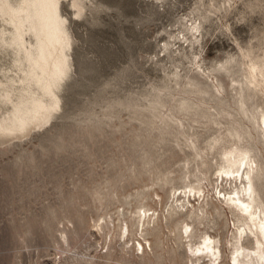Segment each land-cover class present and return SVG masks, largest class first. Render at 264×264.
<instances>
[{"label": "rangeland", "instance_id": "374dc122", "mask_svg": "<svg viewBox=\"0 0 264 264\" xmlns=\"http://www.w3.org/2000/svg\"><path fill=\"white\" fill-rule=\"evenodd\" d=\"M73 2L61 108L0 140V264H213L205 235L234 264V198L264 216V0Z\"/></svg>", "mask_w": 264, "mask_h": 264}, {"label": "bare ground", "instance_id": "6f19581e", "mask_svg": "<svg viewBox=\"0 0 264 264\" xmlns=\"http://www.w3.org/2000/svg\"><path fill=\"white\" fill-rule=\"evenodd\" d=\"M79 1L74 0L72 5L80 13L84 9ZM60 5L61 0H0V17L4 22L0 28V48L10 47L14 54L12 65L0 69L3 76L0 77V102L11 104L0 112V140L49 124L61 108L59 91L71 72V35ZM248 166V161L243 159L237 171L221 173L223 181L234 177L243 183L244 174L250 172ZM251 199L248 190L244 198H234L250 224L249 230L239 226L237 237L239 240L250 238L255 243L253 250L244 246L236 250L234 264H247L245 259L250 254L254 255L251 259H256V264H264V216ZM128 234L126 226L121 236ZM140 248L144 253L141 243ZM189 251L198 259H213V264H220V250L211 235H205L199 246H190Z\"/></svg>", "mask_w": 264, "mask_h": 264}]
</instances>
